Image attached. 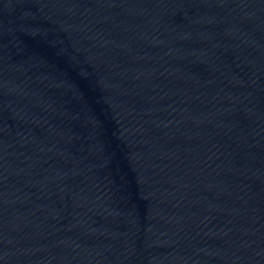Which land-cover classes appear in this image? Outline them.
Returning <instances> with one entry per match:
<instances>
[{
  "label": "water",
  "instance_id": "95a60500",
  "mask_svg": "<svg viewBox=\"0 0 264 264\" xmlns=\"http://www.w3.org/2000/svg\"><path fill=\"white\" fill-rule=\"evenodd\" d=\"M0 264H264V0H0Z\"/></svg>",
  "mask_w": 264,
  "mask_h": 264
}]
</instances>
